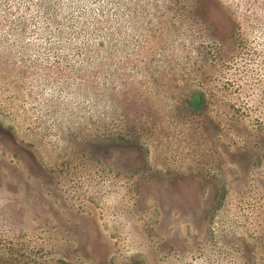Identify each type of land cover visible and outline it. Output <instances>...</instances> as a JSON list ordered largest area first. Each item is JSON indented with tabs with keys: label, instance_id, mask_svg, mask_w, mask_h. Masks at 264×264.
I'll list each match as a JSON object with an SVG mask.
<instances>
[{
	"label": "rangeland",
	"instance_id": "rangeland-1",
	"mask_svg": "<svg viewBox=\"0 0 264 264\" xmlns=\"http://www.w3.org/2000/svg\"><path fill=\"white\" fill-rule=\"evenodd\" d=\"M0 264H264V0H0Z\"/></svg>",
	"mask_w": 264,
	"mask_h": 264
}]
</instances>
